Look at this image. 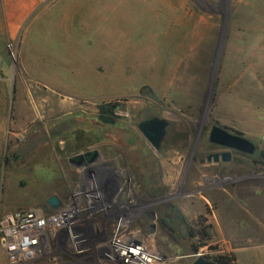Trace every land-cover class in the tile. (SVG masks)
<instances>
[{
	"label": "rangeland",
	"instance_id": "obj_1",
	"mask_svg": "<svg viewBox=\"0 0 264 264\" xmlns=\"http://www.w3.org/2000/svg\"><path fill=\"white\" fill-rule=\"evenodd\" d=\"M31 16L16 39L5 40L0 61V229L15 212L41 210L46 223L35 254L17 263L0 230V264H120L117 239L143 242L154 264L225 253L238 264H264V0H49ZM23 76L45 89L30 95ZM9 116L20 135L75 124L54 152L41 147L25 162H6ZM149 116L172 123L163 152L135 126ZM215 122L258 147L222 174L213 162L195 161L210 150ZM132 135L143 149L140 172L159 184L150 196L128 155ZM86 151L98 158L69 162ZM223 184L221 199L215 187ZM153 211L182 215L191 236L170 234L149 219ZM58 216L62 225L47 224ZM74 225L80 238L68 249Z\"/></svg>",
	"mask_w": 264,
	"mask_h": 264
},
{
	"label": "flooded vegetation",
	"instance_id": "obj_2",
	"mask_svg": "<svg viewBox=\"0 0 264 264\" xmlns=\"http://www.w3.org/2000/svg\"><path fill=\"white\" fill-rule=\"evenodd\" d=\"M23 77L25 78V76H23ZM16 89H17V87H16ZM16 89H14V87H12V95L16 93ZM18 94H19V91H18ZM152 117H154V116L142 117L137 121L135 126H137L139 128L141 133H143V131L139 127L140 123L145 121V120H148ZM26 118H23L22 121L24 122L26 120ZM5 119H6L5 123H6V126L8 128L7 129L8 133L3 138V141L5 143V149L7 151L5 153V159H4V161H6V162L8 160L10 162L11 161L25 162V160L28 157H30L31 155H34L35 152L40 151L41 147L49 146L51 148L52 152H54L55 150H54V144L53 143H55L58 140L60 142L61 139L63 137H65L66 133L69 130H71L72 125L75 124V123H72L73 120L70 119L69 123L64 124V125L60 124V123L59 124L52 123L47 128L44 126H40L38 129L33 130L32 133H30L29 135L28 134L27 135H22V134L20 135V133H17L18 134L17 135L15 132H13V130L15 129V131L20 132V129H19L20 124H17L16 126L13 124L14 128L11 129V128H9L10 122H11V117L9 116L8 119H7V117ZM215 123L220 125V123H218V122H215ZM170 124H172V123L168 121V125L166 127V130L168 129ZM225 127L232 133L241 134L240 131L231 129L227 126H225ZM165 134H164V136H165ZM143 135H145V134L143 133ZM164 136H163L161 143H160V146L158 148H156L149 141L150 144L158 152H163L165 150V147L163 145ZM145 137H146V135H145ZM8 141L15 143L16 148L13 151L8 150ZM127 147L129 148V152H128L129 158L132 162L136 163V166L138 169V172H135L136 175L138 176L137 178H139V180H142L141 188H142L143 192L145 193V195L150 196L153 194V191L155 192L156 190H158L159 184L156 182H153V184H152V179L150 178V175L148 177L144 178V174H142L140 172L141 171V169H140L141 164L138 163V160L136 158V153H138V150H141V152H142L143 149L141 148L140 145H136V139L133 135L129 137ZM209 148H210V150L208 151V153L203 152V153L198 154V156L195 158V161L201 165H205V163L210 164L213 162V164L216 165V167H213V168L216 170V172L218 174H222L223 172L227 171L229 169L228 164L234 163L235 165L239 164L240 166L245 165L247 162L246 161L247 157L249 156L244 151H240V150L232 149V148H227V147H224V146H221V145H218V144L211 142L210 134H209ZM8 151H10V152H8ZM226 152L230 153V159L227 161H225L223 159L224 153H226ZM215 155L218 156L217 159H215ZM97 158H98L97 152L86 151L84 153L76 154L73 158L69 159V162L73 163L75 165H82L84 163L94 162ZM225 185L226 184L219 185V186L215 187L216 189H219V191H220L219 195H220L221 199L225 196V193H224L226 191ZM148 217L150 220L151 219H155V220L158 219L160 222H162V224L164 225V228L169 230L170 234H187V235L191 236L190 228L186 223V219L182 215L166 214L165 217H163L159 213L153 211V212L148 213ZM177 221L181 222L180 226H178V224H176ZM183 225H185V226L182 227Z\"/></svg>",
	"mask_w": 264,
	"mask_h": 264
},
{
	"label": "built area",
	"instance_id": "obj_3",
	"mask_svg": "<svg viewBox=\"0 0 264 264\" xmlns=\"http://www.w3.org/2000/svg\"><path fill=\"white\" fill-rule=\"evenodd\" d=\"M11 57H15V54L11 52ZM37 222L38 218L35 212L19 213L15 212L6 216L1 224V231H3L1 243L5 247L11 262L17 263L20 260L30 258L36 252L33 249L37 243H31L34 238L38 239L37 233ZM44 223L46 221L43 220ZM44 225V224H43ZM35 232V234H34ZM28 238L29 243L23 245L24 239ZM116 253L113 260L120 264H154L153 258H155L151 253L147 252L152 258L151 262L148 263L146 260H141L135 256L134 253L130 252L131 245L134 243L139 244L141 247H145L143 242L137 241L135 239L124 240L117 239L116 241ZM25 249V247H27ZM146 248V247H145ZM109 258H111L109 256Z\"/></svg>",
	"mask_w": 264,
	"mask_h": 264
},
{
	"label": "crops",
	"instance_id": "obj_4",
	"mask_svg": "<svg viewBox=\"0 0 264 264\" xmlns=\"http://www.w3.org/2000/svg\"><path fill=\"white\" fill-rule=\"evenodd\" d=\"M48 1L49 0H0V61H2L1 64L5 61L6 58L5 40L16 39L21 33L25 24H27V22L30 19H31L30 22L32 21L33 18L31 15H35L39 7H43L45 3H47ZM74 9L75 12L78 14L76 20H78L79 24H81L82 7L81 5L75 4ZM70 10L72 12L73 8ZM23 63L25 65V69L29 71V68L26 63V59H24V55H23ZM4 68H5L4 65H2V69ZM22 79L25 81L24 84L26 90L30 95H33V93L39 91L41 86L44 87L45 89L46 82L34 83L37 81L33 80L34 82L33 81L28 82L25 80V78ZM34 99L37 100V98ZM43 100H46V98L44 97ZM39 104L42 105V102H39Z\"/></svg>",
	"mask_w": 264,
	"mask_h": 264
},
{
	"label": "water",
	"instance_id": "obj_5",
	"mask_svg": "<svg viewBox=\"0 0 264 264\" xmlns=\"http://www.w3.org/2000/svg\"><path fill=\"white\" fill-rule=\"evenodd\" d=\"M168 125V120L159 116H154L148 120L140 123L139 127L146 135L148 140L158 148L160 146L161 140L166 133V127ZM211 142L232 149H237L246 152L249 156L254 155L258 147L249 138L245 137L243 134H237L230 132L226 127L216 124L212 127L210 132ZM218 156L215 155V159ZM223 159L225 161L230 159V153H224ZM50 202L54 205L58 204L57 197L52 196ZM191 264H218L212 259L207 258L203 254H199L191 262Z\"/></svg>",
	"mask_w": 264,
	"mask_h": 264
},
{
	"label": "bare ground",
	"instance_id": "obj_6",
	"mask_svg": "<svg viewBox=\"0 0 264 264\" xmlns=\"http://www.w3.org/2000/svg\"><path fill=\"white\" fill-rule=\"evenodd\" d=\"M40 209V208H39ZM36 216H37V218H38V222H37V230H38V232H39V234H40V231H41V229H43V212L41 211V210H39L37 213H36ZM60 216V215H59ZM55 217L54 219H49L48 221H47V224L49 225V223L51 224V226L52 227H54V224L55 225H62L64 222L62 221V219H61V217ZM63 218V217H62ZM56 221H58V222H56ZM78 228H76V225H74V228H73V230L71 231V233H70V235H69V237H70V240H69V242H67L66 243V247H68V249H69V247H71V246H75V244L78 242H76V240L75 239H79L80 237V235H77V234H79L78 233ZM30 241H29V239L28 238H25L24 239V242H23V245H25V244H27V243H29ZM40 243V239H36V238H34L33 240H32V242L31 243ZM77 245V244H76ZM96 245V244H95ZM60 247H62V246H60ZM76 247V246H75ZM131 250H129L130 252H132V253H134L135 254V256H137L138 258H141V260L143 261V260H146V261H148V263H150L151 262V260H152V258L151 257H149L150 255L149 254H147L146 253V251H145V249L143 248V247H141L139 244H136V243H134V246H132L131 245ZM28 248V246L27 247H25V249H27ZM29 249V248H28ZM33 249H35V250H37L38 249V244L33 248ZM60 249H62V248H60ZM78 252V251H77ZM66 253V252H65ZM62 254V253H61Z\"/></svg>",
	"mask_w": 264,
	"mask_h": 264
},
{
	"label": "trees",
	"instance_id": "obj_7",
	"mask_svg": "<svg viewBox=\"0 0 264 264\" xmlns=\"http://www.w3.org/2000/svg\"><path fill=\"white\" fill-rule=\"evenodd\" d=\"M104 112L108 113V112H112V111L109 109L108 110L104 109ZM99 116L105 123H112L113 122V119L110 116H105L102 111H101V114H99ZM260 159L262 162H264V151L261 152ZM193 250H194V252H196L195 250H197V249L195 248ZM206 257L214 260L218 264H238L237 256L234 253H225V254H221L218 256H214V257H208V256H206Z\"/></svg>",
	"mask_w": 264,
	"mask_h": 264
}]
</instances>
